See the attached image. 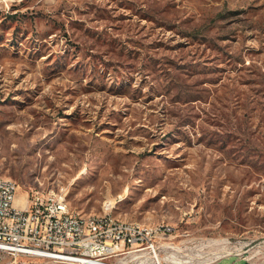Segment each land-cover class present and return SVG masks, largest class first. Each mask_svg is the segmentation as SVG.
<instances>
[{"label": "rangeland", "instance_id": "374dc122", "mask_svg": "<svg viewBox=\"0 0 264 264\" xmlns=\"http://www.w3.org/2000/svg\"><path fill=\"white\" fill-rule=\"evenodd\" d=\"M0 176L264 250V0H0Z\"/></svg>", "mask_w": 264, "mask_h": 264}, {"label": "built area", "instance_id": "2783aa9c", "mask_svg": "<svg viewBox=\"0 0 264 264\" xmlns=\"http://www.w3.org/2000/svg\"><path fill=\"white\" fill-rule=\"evenodd\" d=\"M18 190L15 180L0 176V252L15 259L57 264H216L238 256L246 264H264L262 249L251 257L239 252L210 258L204 247L194 256L183 254L188 246L175 242L171 225L120 218L111 201L101 213L76 212L64 189L27 192L23 208H16ZM223 242L204 245L223 249Z\"/></svg>", "mask_w": 264, "mask_h": 264}]
</instances>
